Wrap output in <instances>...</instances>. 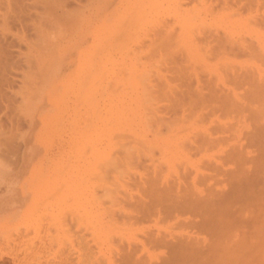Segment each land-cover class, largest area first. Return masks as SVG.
Instances as JSON below:
<instances>
[{
    "label": "rangeland",
    "instance_id": "obj_1",
    "mask_svg": "<svg viewBox=\"0 0 264 264\" xmlns=\"http://www.w3.org/2000/svg\"><path fill=\"white\" fill-rule=\"evenodd\" d=\"M148 263L264 264V0H0V264Z\"/></svg>",
    "mask_w": 264,
    "mask_h": 264
},
{
    "label": "bare ground",
    "instance_id": "obj_2",
    "mask_svg": "<svg viewBox=\"0 0 264 264\" xmlns=\"http://www.w3.org/2000/svg\"><path fill=\"white\" fill-rule=\"evenodd\" d=\"M229 156H230V155H229ZM226 159H227V158H226ZM229 159H230V158H229ZM250 159H251V158H250ZM227 161H228V159H227ZM253 161H254V159L252 160V162H253ZM234 172H235V171H234ZM234 172H233V173H234ZM223 173H224V172H223ZM225 177H226V176H225ZM242 182H244V181L242 180ZM222 198H223V197H222ZM229 198H230V197H229ZM234 198H235V197H234ZM236 199H237V198H236ZM196 200H197V199H196ZM223 200H224V199H222L221 201H223ZM227 200H228V199H227ZM184 201H185V200H184ZM210 201H211V199H210ZM214 201H216V200H214ZM233 201L235 202V200H233ZM181 202H182V201H181ZM193 202H194V201H193ZM196 202H197V201H196ZM202 202H203V201H200V202L198 203V204H199V207H200V206L202 207L203 205H204V206L207 205V204L205 203V202H207V201H204V203H205L206 205H205L204 203H202ZM212 202H213V199H212ZM223 202H224V201H223ZM200 203H201V205H200ZM215 203H216V202H215ZM220 203H221V202H220ZM220 203H218V204H220ZM186 204H188V202H187V203H184V205H186ZM196 204H197V203H196ZM202 204H203V205H202ZM208 204H209V201H208ZM210 204H211V203H210ZM212 204H213V203H212ZM221 204H223V203H221ZM215 205H216V204H215ZM188 206H189V205H187V207H188ZM204 206H203V207H204ZM177 207H178V205H177ZM190 207H192V206H190ZM199 207H198V208H199ZM201 207H200V208H201ZM180 208H181V207H180ZM207 208H208V206H207ZM216 208H217V207H216ZM219 208H220V207H219ZM190 210L193 211V209H190ZM199 210H200V209H199ZM211 210H212V209H211ZM217 210H218V209H217ZM229 210H230V209H229ZM185 211H186V209H185ZM197 211H198V210H197ZM213 211H214V210H213ZM222 211H223V213H224V210H223V209L221 210V213H222ZM187 212H188V211H187ZM214 212H216V214H217L216 209H215ZM210 213H211V212H210ZM210 213H209V214H210ZM221 213H219V214H221ZM223 213H222V214H223ZM211 216H213L212 213H211ZM207 218H209V217H207ZM216 219H217V218H216ZM218 219H219V218H218ZM218 219H217V220L214 219L213 222H211V223H212L211 225H208L210 222L208 223V221H207V222H206V223H208L207 226H208V227H209V226H211V227H214V226H215V228H216V227L218 228L219 224H217L218 226L214 225V224H215V223H214L215 221H216V223L219 222ZM220 219H221V217H220ZM192 222H194V221H192ZM194 223H195V222H194ZM196 223H197V222H196ZM213 223H214V224H213ZM198 224H199V226L201 227L200 223H198ZM198 224H196V225L198 226ZM203 224H204V223H203ZM193 225H194V224H192V227H193ZM196 225H194V226H196ZM205 225H206V224H204L203 226H205ZM213 225H214V226H213ZM199 226H198V227H199ZM207 226H205V227H207ZM198 227H197L196 229H198ZM205 229H207V228H205ZM218 229H220V228H218ZM216 231H217V230H216ZM246 240H247V239H246ZM157 241H158V240H157ZM180 241H181V240H180ZM180 241H179V242H180ZM187 241H188V240H187ZM196 241H197V240H195V246H196V247H197L199 244H201V245H199V246H204L203 243L206 242V241L204 240L203 242H201V243H199L198 245H196V243H198V241H197V242H196ZM200 241H201V240H200ZM200 241H199V242H200ZM167 242H168V241H167ZM167 242H166V243L164 242V245H165V244H170V243H167ZM188 242H189V241H188ZM193 242H194V241H193ZM245 243H246V242H245ZM189 244H190V245H193L194 243L190 242ZM202 244H203V245H202ZM170 245H171V244H170ZM176 245H177V244H176ZM185 245H186V244H185ZM207 245H208V244H207ZM174 246H175V245H174ZM188 246H189V245H188ZM179 247H181V246H179ZM183 247H184V246H183ZM212 247H214V246H212ZM235 247H236V246H235ZM193 248H194V245H193ZM202 248H205V247H202ZM179 249H180V248H179ZM199 249H200V248H199ZM228 249H229V248H228ZM182 250H184V249H182ZM187 250H188V249H187ZM201 250H202V249H200V251H201ZM214 251H215L214 254L216 255V252H218V251H216V250H214ZM181 252H182V251H181ZM184 252H185V251H184ZM211 252L213 253L212 250H211ZM178 254H179L178 256L182 257V255H181L180 252H179ZM210 254H211V253H210ZM218 254H219V253H218ZM203 255H204V254H203ZM205 255H206V254H205ZM219 256H220V255H219ZM207 257H208V256H207ZM210 257H211V256H210ZM208 258H209V257H208ZM211 258H212V257H211ZM203 259H204V258H203ZM203 259H201V260L203 261ZM206 259H207V258H206ZM173 260H174V259H173ZM199 260H200V259H199ZM201 260H200V261H201ZM210 260H211V259H210ZM139 261H140V260H139ZM139 261H138V262H139ZM204 261H205V260H204ZM173 262H174V261H173ZM164 263H165V262H164ZM164 263H163V264H164ZM148 264H149V263H148ZM161 264H162V263H161ZM166 264H167V263H166Z\"/></svg>",
    "mask_w": 264,
    "mask_h": 264
}]
</instances>
